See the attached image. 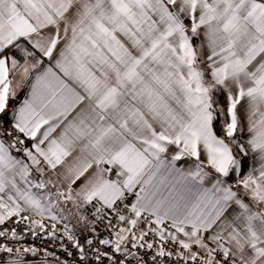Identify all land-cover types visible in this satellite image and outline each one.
<instances>
[{
  "label": "snow or ice",
  "instance_id": "1",
  "mask_svg": "<svg viewBox=\"0 0 264 264\" xmlns=\"http://www.w3.org/2000/svg\"><path fill=\"white\" fill-rule=\"evenodd\" d=\"M0 264H264V0H0Z\"/></svg>",
  "mask_w": 264,
  "mask_h": 264
},
{
  "label": "built area",
  "instance_id": "2",
  "mask_svg": "<svg viewBox=\"0 0 264 264\" xmlns=\"http://www.w3.org/2000/svg\"><path fill=\"white\" fill-rule=\"evenodd\" d=\"M27 244H35L41 248H52L53 245L50 241H41L39 239L37 240H32L31 237H29L26 242ZM21 253H23V246L20 247Z\"/></svg>",
  "mask_w": 264,
  "mask_h": 264
},
{
  "label": "crops",
  "instance_id": "3",
  "mask_svg": "<svg viewBox=\"0 0 264 264\" xmlns=\"http://www.w3.org/2000/svg\"><path fill=\"white\" fill-rule=\"evenodd\" d=\"M29 260H32L33 258L31 256L28 257Z\"/></svg>",
  "mask_w": 264,
  "mask_h": 264
}]
</instances>
